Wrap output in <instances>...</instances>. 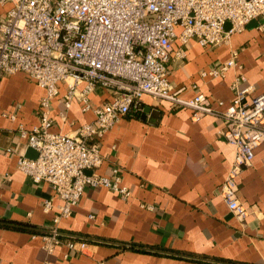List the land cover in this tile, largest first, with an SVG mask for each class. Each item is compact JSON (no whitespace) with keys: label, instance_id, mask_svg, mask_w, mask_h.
<instances>
[{"label":"crops","instance_id":"obj_1","mask_svg":"<svg viewBox=\"0 0 264 264\" xmlns=\"http://www.w3.org/2000/svg\"><path fill=\"white\" fill-rule=\"evenodd\" d=\"M9 7L0 5V16ZM178 47L174 43V51ZM184 50V58L172 54L167 66L173 90L184 88L183 99L203 94L223 112L240 75L245 81L238 89L250 88L247 99L264 93V32L257 30V22L233 34L229 44L201 47L191 40ZM232 50L238 52L240 69L228 70L223 78L202 76L226 62ZM65 91L59 83L50 102L52 133L73 134L94 120L78 98L66 111ZM44 95L23 73L0 79V264H264V143L236 179L237 198L248 212L240 222L218 194L234 159V148L218 133L222 119L203 115L193 121L190 109L146 95L141 111L125 115L100 138L102 163L94 170L112 178L117 169L131 197L122 200L106 188H87L57 229L62 241L92 246L76 253L60 244L47 253L41 235L61 201L49 184H34L16 170L19 156L36 157L17 131L20 125L30 130L39 124ZM110 99L111 91L102 87L88 96L92 107ZM6 149L11 152L3 153ZM49 199L53 208L45 213L42 204Z\"/></svg>","mask_w":264,"mask_h":264},{"label":"built area","instance_id":"obj_2","mask_svg":"<svg viewBox=\"0 0 264 264\" xmlns=\"http://www.w3.org/2000/svg\"><path fill=\"white\" fill-rule=\"evenodd\" d=\"M5 4L10 7L0 16V79L23 73L45 91L39 124L30 130L20 125L17 131L36 157L19 156L16 170L34 184H49L61 201L52 225L41 235L47 253L60 244L76 253H86L92 246L74 239L62 241L57 229L62 219L72 216L87 188H106L122 200L131 197L117 169L112 178L94 170L102 163L100 138L125 115L141 111L145 95L190 109L193 121L203 115L222 119L224 128L218 133L234 148V159L218 194L238 221L246 219L236 179L264 143V93L247 99L250 88L238 89L245 81L240 75L232 85L233 101L217 112L203 94L185 100L184 88L173 90L167 66L172 54L185 57L184 48L191 40L201 47L229 44L233 34L254 21L264 32V0H0ZM176 42L179 47L174 51ZM237 58L238 52L232 50L226 62L202 76L223 78L228 70L241 68ZM61 82L66 85L62 97L66 111L78 98L83 111L94 114L92 122L73 134L50 131V102ZM97 87L110 90L111 99L92 107L88 96ZM60 117L65 121L64 113ZM52 208V199L43 202V212Z\"/></svg>","mask_w":264,"mask_h":264},{"label":"water","instance_id":"obj_3","mask_svg":"<svg viewBox=\"0 0 264 264\" xmlns=\"http://www.w3.org/2000/svg\"><path fill=\"white\" fill-rule=\"evenodd\" d=\"M225 28L228 29L229 28V25H226Z\"/></svg>","mask_w":264,"mask_h":264}]
</instances>
